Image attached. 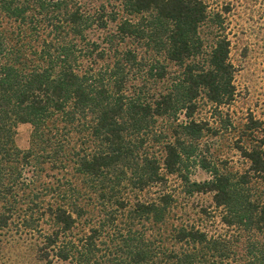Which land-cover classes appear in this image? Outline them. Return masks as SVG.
I'll list each match as a JSON object with an SVG mask.
<instances>
[{"label": "trees", "instance_id": "trees-1", "mask_svg": "<svg viewBox=\"0 0 264 264\" xmlns=\"http://www.w3.org/2000/svg\"><path fill=\"white\" fill-rule=\"evenodd\" d=\"M207 19L202 0H0V231L29 234L43 264H264V128L250 119L236 141L243 173L206 158L207 180L183 171L211 131L199 100L234 96L229 42L206 43ZM151 132L158 157L141 150ZM167 176L211 194L228 232L171 226Z\"/></svg>", "mask_w": 264, "mask_h": 264}, {"label": "rangeland", "instance_id": "rangeland-1", "mask_svg": "<svg viewBox=\"0 0 264 264\" xmlns=\"http://www.w3.org/2000/svg\"><path fill=\"white\" fill-rule=\"evenodd\" d=\"M202 1L207 6L208 14L206 23L200 29L202 38L208 45L209 41L218 38H225L229 42L234 96L229 104L222 106L210 103L205 98L199 100V109L194 120L204 123L211 131L201 140L196 158L190 160L183 169L192 182L209 178V174L199 167V161L203 158L223 163L233 171L243 173L248 165L235 150L236 141L252 125L250 119L259 124V129L264 128V0ZM143 53V65H139L141 72L138 79L146 80V72L153 65H147L150 62V53ZM169 71L174 72V69L170 68ZM179 121L184 122L186 119L181 115ZM167 127L168 122L160 119L155 133L158 134ZM214 131L217 132L215 137L211 136ZM31 139L32 127L28 124L19 125L15 137L16 147L27 151L31 146ZM155 139L151 132L145 137L146 144L141 150L158 157L159 149ZM244 140L247 145L254 143L252 137ZM49 175L54 178L49 176L45 181L54 183L61 178V175L53 172H49ZM69 177L71 175L67 176ZM167 177L168 193L174 197L168 216L171 226L188 224L209 233L228 232L220 223V210L215 209L211 194L189 196L177 176ZM151 192L154 194L156 190L141 194L142 199L150 198ZM35 244V239L29 234H21L13 226L0 231V264H43L36 260Z\"/></svg>", "mask_w": 264, "mask_h": 264}]
</instances>
